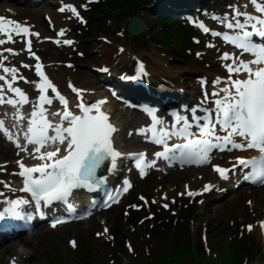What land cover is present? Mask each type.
Here are the masks:
<instances>
[{"label": "snow or ice", "instance_id": "1", "mask_svg": "<svg viewBox=\"0 0 264 264\" xmlns=\"http://www.w3.org/2000/svg\"><path fill=\"white\" fill-rule=\"evenodd\" d=\"M249 6L253 11H249ZM231 12L222 15H212L213 20L219 21L223 26L221 31L210 29L203 22L199 28L206 34L222 38L225 44L231 45L233 51H220L219 60L226 69L224 77L217 76L211 83L221 85L218 90L211 92L215 97L212 103L203 109V115H197V109H191V116H182L173 111L175 117L173 123L165 125L164 121L155 114V109L146 107V111L152 117V124L147 129L138 130L140 134L151 131V141L162 146V150L156 151L154 156L162 158L170 164L179 161L181 164H210L211 153L214 149L223 151H249L254 150L256 155L234 156L231 167H222L212 164L213 170L220 178L228 179L232 170L242 172V179L252 183L264 184V2L262 0H245L243 4H230ZM70 10L76 17L81 19L76 7L71 4L63 5L59 10ZM14 26V27H13ZM63 29L60 35H63ZM12 33L24 36L36 35L30 33L28 27L21 22L0 16V45L14 43ZM260 38L258 41L256 38ZM65 44H72L71 40H64ZM207 47L216 48L215 44L209 43ZM27 48L37 63L35 70L41 78V82L28 81L23 76H17L18 69L15 66L7 67L3 61L7 59L0 52V68L4 74L0 75V104L12 105L28 104L29 97L15 81L20 79L26 83H35L38 89L39 104L32 103V111L28 119L26 130L23 133L25 143L21 145L19 138H14L0 121V130L4 135L15 143L20 151L27 153L32 159L40 161L34 165H26L23 158L17 160L19 171L12 173L22 177V188L14 189L8 182L0 181L10 192L17 191L29 194L26 197L10 198L0 191L3 198V210L0 211V220L10 218L17 220H31L33 214L24 210L23 206L32 205L34 212L41 216L45 215L43 209L55 211L60 205L65 206V211L75 213L76 208L70 202L73 190L86 189L102 192L107 197L103 201L104 206H109V201H115L121 188L113 190L108 187L109 176L98 174L103 169L109 175L117 171L118 159L122 156H135V166L141 177L146 175L145 169L156 164V160H146V153L125 154L116 149L112 139V133L116 128L109 121V115L102 110L105 100H97L94 103H85L80 94L83 90L76 88L69 82V87L77 93L80 102L75 105L78 112L70 109L66 97L60 94L56 86L41 71L42 65L39 57L31 52V41L27 42ZM2 51L12 55H18L13 48H5ZM197 56L200 53H196ZM247 57V58H246ZM29 68L31 65L23 64ZM107 71V69H102ZM138 74L143 72L141 64L137 69ZM127 78V77H124ZM203 83H208L204 80ZM5 85L7 92L15 93L18 97L9 96L5 99ZM51 89L63 105V110L52 112V116H59V121L54 122L47 118V109L44 104L51 105L53 100L47 95ZM207 98V94H206ZM19 119H22L20 117ZM159 126V127H158ZM176 142L170 143L169 141ZM29 145L32 146L29 150ZM51 145H57L53 150H47ZM19 155V153H17ZM247 170V171H244ZM122 191L127 192L132 186L125 178L122 181ZM187 187V186H186ZM212 185L205 184L203 191L210 190ZM189 196L193 192L187 193ZM166 198V197H165ZM145 200L143 196L139 197ZM155 202V201H153ZM96 201H92L94 207ZM136 208L138 205H130ZM167 208L168 205L164 204ZM90 214V210H87ZM60 219H54L51 226L54 228ZM251 225L248 226L251 230ZM264 228V222H261ZM108 229H104L107 233ZM102 235V233H98ZM75 247V241L71 242Z\"/></svg>", "mask_w": 264, "mask_h": 264}, {"label": "rangeland", "instance_id": "2", "mask_svg": "<svg viewBox=\"0 0 264 264\" xmlns=\"http://www.w3.org/2000/svg\"><path fill=\"white\" fill-rule=\"evenodd\" d=\"M94 42V41H92ZM182 64V63H180ZM85 67V66H84ZM88 70V68H85ZM176 69L186 71V68L183 66H177ZM185 76H190L189 72H185ZM184 180L188 179L187 177L183 178ZM235 199V198H234ZM233 199V200H234ZM227 203V200L223 201H218V202H209L208 205L204 208V211L202 212V218L201 220L208 223V233H209V238L212 241V243H216L219 241V237L217 235V232L223 222L229 221V214H236L238 211L235 212L234 209H228L226 210L224 208L225 204ZM215 205H220L218 209H215ZM239 214V213H238ZM241 215V214H239ZM84 227H87L86 232H81L80 236L82 238H85L89 235H91V232L97 228L91 229L90 225H85ZM91 229V230H90ZM149 232V231H146ZM145 232L142 230L141 233V240H138V243H147V238L143 235ZM130 234V233H129ZM30 238H35L34 236ZM65 236H59V235H51L49 239L46 241V243H42V247L38 248L35 253L31 250H22V252H29L33 254V259L32 264H48L46 262V255H51L52 257V262H49V264H76V256L75 254L69 249L68 245L66 244V240H64ZM90 238V237H89ZM164 238V237H162ZM87 240H81V246L86 244ZM55 242V243H54ZM152 242L154 243V248H156V241L153 239ZM93 249H96L100 252L107 253L110 250V246L102 244L101 241L93 243L91 246ZM140 257L136 259H130V261H134V264H149V258L147 257L146 253L144 250H140ZM132 261V262H133ZM0 264H6L5 261H0ZM31 264V262H30ZM97 264H109L108 263V258L106 256L103 257L102 259L97 262Z\"/></svg>", "mask_w": 264, "mask_h": 264}, {"label": "bare ground", "instance_id": "3", "mask_svg": "<svg viewBox=\"0 0 264 264\" xmlns=\"http://www.w3.org/2000/svg\"><path fill=\"white\" fill-rule=\"evenodd\" d=\"M92 89H94V88H92ZM95 97H99V95H96ZM116 107V106H115ZM117 108V107H116ZM116 108H114V107H112V110H113V112H114V119H116L117 120V116H116ZM264 209V208H263ZM256 210V208H252L248 213H251V212H254Z\"/></svg>", "mask_w": 264, "mask_h": 264}]
</instances>
